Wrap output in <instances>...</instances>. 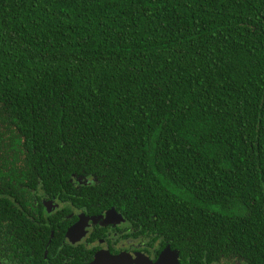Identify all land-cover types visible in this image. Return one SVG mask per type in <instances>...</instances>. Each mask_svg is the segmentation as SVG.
Returning <instances> with one entry per match:
<instances>
[{"label":"trees","instance_id":"obj_1","mask_svg":"<svg viewBox=\"0 0 264 264\" xmlns=\"http://www.w3.org/2000/svg\"><path fill=\"white\" fill-rule=\"evenodd\" d=\"M24 174L180 264H264V0H0V189Z\"/></svg>","mask_w":264,"mask_h":264},{"label":"flooded vegetation","instance_id":"obj_2","mask_svg":"<svg viewBox=\"0 0 264 264\" xmlns=\"http://www.w3.org/2000/svg\"><path fill=\"white\" fill-rule=\"evenodd\" d=\"M24 176L18 189H0V264H180L176 248L131 220V207L76 204L78 190Z\"/></svg>","mask_w":264,"mask_h":264},{"label":"rangeland","instance_id":"obj_3","mask_svg":"<svg viewBox=\"0 0 264 264\" xmlns=\"http://www.w3.org/2000/svg\"><path fill=\"white\" fill-rule=\"evenodd\" d=\"M227 264H237V263H234V262H228Z\"/></svg>","mask_w":264,"mask_h":264}]
</instances>
